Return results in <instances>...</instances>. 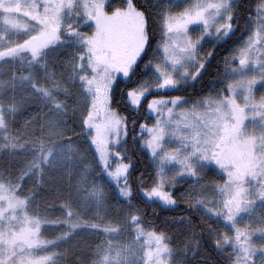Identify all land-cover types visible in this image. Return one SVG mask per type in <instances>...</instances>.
Returning <instances> with one entry per match:
<instances>
[{"label": "snow or ice", "instance_id": "1", "mask_svg": "<svg viewBox=\"0 0 264 264\" xmlns=\"http://www.w3.org/2000/svg\"><path fill=\"white\" fill-rule=\"evenodd\" d=\"M69 258L264 264V0H0V264Z\"/></svg>", "mask_w": 264, "mask_h": 264}, {"label": "trees", "instance_id": "2", "mask_svg": "<svg viewBox=\"0 0 264 264\" xmlns=\"http://www.w3.org/2000/svg\"><path fill=\"white\" fill-rule=\"evenodd\" d=\"M218 51H222V49H219V48H218ZM216 62H219V56H217ZM211 71H212V72H215V68L213 67V68L211 69ZM208 79H211V77H210V76L207 77L205 83H207V80H208ZM197 89H199V85L197 86ZM197 94H200L199 91H197ZM140 159H141V163H140V165H139L140 170H141V171H144L145 168H147L148 171H151V168L148 166V160H147L145 157H143V155H141ZM208 178H209L210 180H219V179H220V176L217 175L216 172H212V173H210V175H209ZM185 207H186V206H183V205H182V207L179 208V209H161V208L157 207V209H156V211H157V215H156V216H152V215H151V211H152V209H151V208H148V209H147V211H148V213H149L148 219H149V220H152V221L155 222V223H160L161 221H163V220H164L165 218H167V217H172V216H176V215H178L181 211L184 210ZM50 215H60V212H59L58 209H57V210H55L53 213H51ZM210 251H211V250H210ZM213 255L215 256V253H214ZM68 264H71V258H69V260H68Z\"/></svg>", "mask_w": 264, "mask_h": 264}, {"label": "rangeland", "instance_id": "3", "mask_svg": "<svg viewBox=\"0 0 264 264\" xmlns=\"http://www.w3.org/2000/svg\"><path fill=\"white\" fill-rule=\"evenodd\" d=\"M218 175V174H217Z\"/></svg>", "mask_w": 264, "mask_h": 264}]
</instances>
